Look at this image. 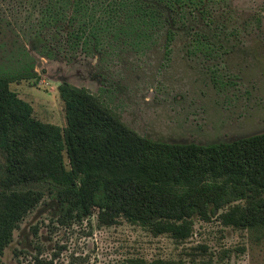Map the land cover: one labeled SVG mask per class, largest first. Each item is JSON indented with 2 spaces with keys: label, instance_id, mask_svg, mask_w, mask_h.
<instances>
[{
  "label": "trees",
  "instance_id": "1",
  "mask_svg": "<svg viewBox=\"0 0 264 264\" xmlns=\"http://www.w3.org/2000/svg\"><path fill=\"white\" fill-rule=\"evenodd\" d=\"M212 2L0 0V50L11 60L0 72V256L13 229L45 199L55 205L45 223L48 234L78 226L87 235L94 215L99 227L126 222L182 243L194 220L207 221L215 210L222 226L264 232V132L205 144L147 139L85 88L66 82L57 86L60 127L33 117L30 104L9 87L29 72L24 40L91 57L108 50L115 57L130 49L168 53L179 35L188 45L190 30L203 38L218 31ZM207 43L198 38L193 50H206ZM34 248L29 264L86 261L75 250L64 262L55 260L64 249L59 242L47 255ZM128 262L175 264L140 257Z\"/></svg>",
  "mask_w": 264,
  "mask_h": 264
},
{
  "label": "rangeland",
  "instance_id": "2",
  "mask_svg": "<svg viewBox=\"0 0 264 264\" xmlns=\"http://www.w3.org/2000/svg\"><path fill=\"white\" fill-rule=\"evenodd\" d=\"M211 7L227 16V29L236 37L234 53L223 54L218 47L211 60L187 59L179 35L166 59L158 48L130 49L118 57L108 50L90 57L52 52L30 38L24 40L31 55L29 72L9 87L30 104L33 117L60 127L64 116L57 86L66 82L85 88L147 139L205 144L264 132V1L213 0ZM222 42L234 44L232 38ZM4 55L0 50V72L9 69L4 62H11ZM54 208L45 199L24 216L3 248L0 264H29L34 247L47 255L55 242L64 245L55 259L60 263L75 250L85 254L84 264H130L138 257L175 264H264V232L222 226L215 220L216 210L207 221L194 220L185 242L174 243L126 222L99 227L94 215L87 235L78 226L48 234L45 223Z\"/></svg>",
  "mask_w": 264,
  "mask_h": 264
},
{
  "label": "flooded vegetation",
  "instance_id": "3",
  "mask_svg": "<svg viewBox=\"0 0 264 264\" xmlns=\"http://www.w3.org/2000/svg\"><path fill=\"white\" fill-rule=\"evenodd\" d=\"M264 1V0H263ZM213 15H215V18H216V23L219 24V29L218 31H214V33H211L210 31L209 34L211 35L210 38H206V37H202V36H198V35H195L194 34V30H190V33L189 35L187 36V43L188 45H185L184 46V41H185V38L182 40L181 44L184 48V58H187V59H191L192 57H198L200 60H203V61H207V60H211L210 57L212 56L211 55V51H216L218 49V47L222 48V52L223 54H226L228 52L230 53H234L235 50H236V37L233 33L230 32L229 29H227V26H226V22H227V16H225L223 13H214L213 12ZM213 36V37H212ZM226 40L232 38V43H234L233 45H229V44H226L225 42H222V40ZM198 38H200L203 42L207 43L208 45H205L206 47H208L206 50H193V45L194 43H196V40H198ZM237 42H238V39H237ZM174 44H172L171 46V49L173 47ZM170 52V51H169ZM168 52V53H169ZM168 53H165L164 52V56L166 59L167 57V54ZM95 56V55H94ZM92 56V57H94ZM91 57V56H90ZM204 62H202L201 64L203 65ZM207 69V68H206ZM63 83V82H62ZM175 97H178V96H175ZM111 110V109H110ZM233 139H236V138H227V139H217L215 141H212V142H219V141H230V140H233ZM192 143H197V144H201V143H198L196 142V140H191ZM177 141H172V142H169V143H175ZM212 142H207V143H212ZM177 143H189L188 142H177Z\"/></svg>",
  "mask_w": 264,
  "mask_h": 264
}]
</instances>
